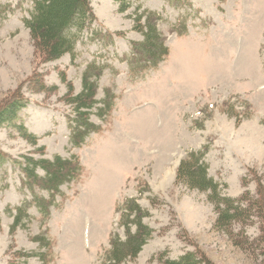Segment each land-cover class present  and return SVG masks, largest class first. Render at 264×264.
<instances>
[{"label": "rangeland", "instance_id": "rangeland-1", "mask_svg": "<svg viewBox=\"0 0 264 264\" xmlns=\"http://www.w3.org/2000/svg\"><path fill=\"white\" fill-rule=\"evenodd\" d=\"M126 1L121 12L116 0H89L93 28L111 33L112 44L85 30L75 59L50 60L24 23L32 0H0V264H111L105 254L112 236L126 238L128 199L146 213L152 236L122 264L186 254L203 264H264V0ZM137 6L160 14L168 55L133 72L126 58L144 38L134 28ZM91 61L105 66L95 98L114 94L113 105L104 117L102 103L91 109L99 130L76 146L69 100ZM14 102L20 108L11 114ZM205 146L223 193L254 207L228 231L214 227L207 193L176 180L180 160ZM56 156L77 158L73 180L58 192L24 184L29 163ZM35 197L50 202L48 212ZM19 206L27 216L15 227Z\"/></svg>", "mask_w": 264, "mask_h": 264}, {"label": "trees", "instance_id": "trees-1", "mask_svg": "<svg viewBox=\"0 0 264 264\" xmlns=\"http://www.w3.org/2000/svg\"><path fill=\"white\" fill-rule=\"evenodd\" d=\"M116 1L119 2L121 12H125L131 6V3L126 0ZM140 8L141 6H137L135 10L134 28L143 34L144 38L141 42L132 44L131 51L126 58L133 72L138 71V67L141 69L155 68L168 55V47L158 28L160 14L152 10L140 11ZM96 22L97 18L91 10L89 0H32L30 15L24 19L25 25L35 40L38 52L43 58L50 60L59 59L67 53L75 59L77 43L83 40L85 30L91 31L89 40L101 41L104 45L112 44L111 33L93 28ZM104 68V65L96 61L89 62L82 76V90L69 100L75 109V116L69 118L70 140L76 146L81 145L89 133L99 130L97 125L89 121L91 109L97 103H102L99 107V115L104 117V114L112 108L114 94L106 92L104 99L95 98L98 80ZM19 108L14 102L9 113L12 114L13 111L16 113ZM26 134L28 138L35 141V136L27 132ZM207 151V146L199 150L188 151L177 167L176 180L185 184L189 189L207 193L208 200L218 212L214 227L228 231L241 219L251 218L254 207L246 204L244 198L235 199L223 193L226 185L209 175L208 164L204 160ZM4 159L5 156L0 153V164L4 162ZM76 159V157L64 159L56 156L52 160L40 159L29 163V166L24 168L26 175L24 184L33 190L34 184L39 183L43 188L58 192L60 185L73 180L79 171L74 167ZM37 167L44 170L43 177L35 173ZM35 203L41 211L48 212L47 203H50L49 201L35 197ZM123 210L125 212L121 216V225L126 229V238L122 240L118 235L111 237V246L105 254L106 260L111 264H122L129 258L135 259L152 236V230L143 223L146 213L135 199H128ZM16 211L14 226L18 227L22 225L24 217L27 216V207L19 206ZM133 226H135V231H132ZM36 240L42 242L40 237ZM200 261L193 254H186L179 260H169L168 264H203Z\"/></svg>", "mask_w": 264, "mask_h": 264}]
</instances>
